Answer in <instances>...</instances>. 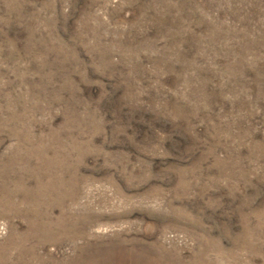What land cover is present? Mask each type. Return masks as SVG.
I'll list each match as a JSON object with an SVG mask.
<instances>
[{
  "label": "rangeland",
  "instance_id": "1",
  "mask_svg": "<svg viewBox=\"0 0 264 264\" xmlns=\"http://www.w3.org/2000/svg\"><path fill=\"white\" fill-rule=\"evenodd\" d=\"M0 264H264V0H0Z\"/></svg>",
  "mask_w": 264,
  "mask_h": 264
}]
</instances>
